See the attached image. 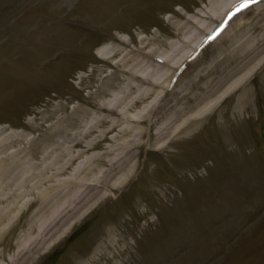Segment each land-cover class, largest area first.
<instances>
[{"label":"rangeland","instance_id":"rangeland-1","mask_svg":"<svg viewBox=\"0 0 264 264\" xmlns=\"http://www.w3.org/2000/svg\"><path fill=\"white\" fill-rule=\"evenodd\" d=\"M240 1L235 14L211 28L226 29L233 20L260 19L264 25V0H247L251 6L238 10ZM207 2L0 0V128L6 127L1 136L22 133L36 141L41 156L61 140L59 133L44 137L52 124L76 117L73 132L98 104H109L123 89V74L114 76L119 57L102 58L99 49L125 41V53L143 44L162 53L181 36L176 24L194 18ZM261 31L249 32L251 43ZM219 35L209 40L198 36L195 49L178 56L187 52L175 74L184 80L186 72L220 56L229 42L214 46ZM197 57L203 59L196 65ZM258 61L249 77L189 133L164 140L172 142L163 149L145 144L131 179L121 188L103 189L106 196L29 264H114L117 256H108L117 253L120 264H264V53L254 64ZM36 208H21L1 236L0 264H9L26 239ZM113 236L116 245L99 255L100 245Z\"/></svg>","mask_w":264,"mask_h":264},{"label":"bare ground","instance_id":"bare-ground-1","mask_svg":"<svg viewBox=\"0 0 264 264\" xmlns=\"http://www.w3.org/2000/svg\"><path fill=\"white\" fill-rule=\"evenodd\" d=\"M239 2L208 0L194 18L176 24L181 36L168 43V50L162 53L155 47L148 48V44L126 53L121 47L125 41L104 45L97 53L105 59L119 57L114 76L123 74V89L109 104H98L91 118L73 132L70 128L77 126L76 117L52 124L44 137L59 133L61 140L54 141L41 156L34 147L36 141L19 132L1 136L6 127L0 128V238L21 208L37 205L27 225L26 239L18 244L9 264H29L52 242L65 236L72 222L106 196L101 193L103 189L121 188L131 179L145 144L147 148L163 149L172 142L164 140L189 133L260 65L261 61L254 64L264 53V25L260 19L246 23L233 20L226 29L211 28L219 19L224 24L235 14L234 7ZM257 28H262L261 36L251 43L250 33ZM201 35L207 40L219 35L214 46L226 40L229 46L204 68L186 72L183 80L175 71L187 58V52L182 58L178 56L194 48L192 43ZM202 59L197 57L196 65ZM252 63L247 73L222 90ZM168 82L171 86L167 87ZM202 102L206 103L200 106ZM105 141L108 143L99 147ZM98 149H102L100 153H94ZM113 238L97 248L99 255L116 245ZM116 256L114 264H120L118 253L108 257ZM0 258L4 259L2 252Z\"/></svg>","mask_w":264,"mask_h":264},{"label":"snow or ice","instance_id":"snow-or-ice-1","mask_svg":"<svg viewBox=\"0 0 264 264\" xmlns=\"http://www.w3.org/2000/svg\"><path fill=\"white\" fill-rule=\"evenodd\" d=\"M259 0H252V3H258ZM251 5L247 2V0H243V2L239 5L238 10H244L248 7H250Z\"/></svg>","mask_w":264,"mask_h":264}]
</instances>
